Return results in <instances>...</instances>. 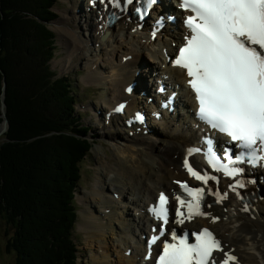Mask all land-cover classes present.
<instances>
[{
  "label": "bare ground",
  "instance_id": "6f19581e",
  "mask_svg": "<svg viewBox=\"0 0 264 264\" xmlns=\"http://www.w3.org/2000/svg\"><path fill=\"white\" fill-rule=\"evenodd\" d=\"M99 3L101 2L98 0L94 1L97 8ZM113 5L111 0H107L101 3L98 9L108 14V11L116 9ZM122 6L123 3L120 7L122 8ZM84 7L85 11L82 12L81 9ZM88 7H92V4L84 5L83 0H74L73 5L65 6V11L60 19L62 24H57L56 29L73 56V60L69 64L80 63L81 65H78L81 66L80 68L85 67V79L87 80H84L85 83L91 87L94 85L96 88L92 95L94 105H90V107H95L93 113L95 119L92 123L99 132V136L103 135L108 139V143L113 146L115 163H108L107 161L106 163H95V172L98 176L90 178L94 179L91 189L94 188L96 179L102 177L107 180L103 186L97 187L98 191H94V194L100 195L102 193L103 200L97 202L98 210H91V215L99 219L101 225L109 226L110 233L104 245L101 247L91 246L93 251L98 253L96 258L100 263L108 261L112 262L110 264H152L154 255H151L149 247L146 248V240L144 242L142 239L145 233L149 235L152 232V227L158 224L160 220H157L149 209L155 204L160 193H166V195L173 197L174 192L179 190L178 184L173 183L174 179L189 178L182 165L185 159L195 164L194 160L197 161L198 158L189 155V148L203 134L193 124L190 110L186 109L184 100L181 99L183 94L186 96L183 87L181 86L180 89V99L175 104L176 112L168 116L162 110L157 109L153 99H157L158 96L153 94L150 84L147 82L150 74L149 68L147 66L140 67L141 63H150L148 60L139 57L144 52L151 54L147 57L154 62L162 63L161 49L163 47L171 49V42L177 40V34L172 33V37L169 38L171 40L158 38L155 42H149L143 39L144 32H133V26L125 21L124 14L120 12L122 11L121 8L116 10L117 16L113 17L114 20L118 21L110 26L106 21L107 16L100 15L98 12L95 13L93 9L88 10ZM80 13H86L82 26L80 25ZM106 30L108 36L101 39V33ZM131 55L132 59L128 58L129 60L125 62V59ZM54 58L56 59V57ZM133 58L137 59L134 60ZM66 63L68 62L65 60L64 66L68 65ZM114 63L120 66V71L113 66ZM132 64L141 73L139 83L142 86V91L148 90L150 94L145 97L141 95L142 91L136 94L137 100L143 97L141 99L143 100L141 102L143 107L138 110V114L140 115L142 110L145 111L143 115L145 120L142 118L139 120L146 127L141 124L130 123L134 125V134L129 136L128 129H116L121 118H115L114 115L110 118L111 122L108 123L104 114L113 113L114 106L118 105L116 102L123 98L120 85L123 82V77L127 78V69ZM132 73L136 79L135 73ZM101 85L104 91L98 97ZM158 93L166 100L168 95ZM97 97L101 103V109L98 108ZM77 110L79 113L80 110H83L85 114L88 112L83 106L78 109V105ZM163 110L168 112V107L163 108ZM72 119L77 121L76 129L82 131L87 129L82 133V136L91 143L86 136L92 127L81 126L78 121L80 117H73ZM7 123L5 121L0 125V136L7 131ZM74 134L80 133L76 131ZM91 137L97 136L91 135ZM91 149L92 143L85 154V158ZM108 164L112 169H109ZM171 165L173 166L170 167ZM81 174H84V171L79 169V177ZM81 181L80 178L79 188L82 185ZM255 186L259 187V190L257 187H252L253 195L248 190V194L252 197L249 200V205H245L240 199V190L230 191L226 196L218 187L213 185L212 193L214 194H211L207 205V220L203 222L202 219H198L187 222L192 227L203 224L213 227L223 239L225 250L238 255V261L234 264H264V184L257 182ZM79 188L76 189L75 200L78 191L80 192ZM218 196H226V198L218 202ZM76 204V222L77 219L82 220V216H84L81 222L78 221V225L82 224V228L88 232L98 229L99 223L89 229L87 223L89 216L85 210L84 212L78 210L77 200ZM76 222L74 231H77ZM119 229L120 231H118ZM75 241L78 245L79 236ZM75 250L79 251L80 248L75 247ZM84 256L87 258L86 255ZM93 260L95 258L91 257L89 264H94ZM129 261L130 263H127Z\"/></svg>",
  "mask_w": 264,
  "mask_h": 264
},
{
  "label": "trees",
  "instance_id": "16d2710c",
  "mask_svg": "<svg viewBox=\"0 0 264 264\" xmlns=\"http://www.w3.org/2000/svg\"><path fill=\"white\" fill-rule=\"evenodd\" d=\"M55 2L0 0V240L11 264L79 263L75 194L91 143L72 119L83 116L71 76L51 68Z\"/></svg>",
  "mask_w": 264,
  "mask_h": 264
},
{
  "label": "snow or ice",
  "instance_id": "6c2138e0",
  "mask_svg": "<svg viewBox=\"0 0 264 264\" xmlns=\"http://www.w3.org/2000/svg\"><path fill=\"white\" fill-rule=\"evenodd\" d=\"M155 2L146 0L148 6ZM180 7L192 13L185 20L191 35L180 47L174 66L186 70L187 84L198 105L197 117L211 129L230 137L239 149L235 157L231 148L225 149L226 164L211 153L208 162L233 178L244 169L232 165L264 167V0H181ZM195 151L200 150H189V155ZM184 167L205 186L216 179L207 172L194 170L187 159ZM177 183L190 199L176 197L179 204L176 222L183 224L194 215H204L201 204L205 188L193 189L187 182ZM244 186L241 181L231 185L233 190ZM208 191L214 194L211 189ZM225 198L218 196V202ZM167 203L168 198L161 193L158 206L149 209L162 221L161 235L168 224ZM185 208L186 213L182 211ZM157 239L153 238L150 244ZM171 239L175 242H164L156 264H209L213 252L220 250L219 242L207 229L196 234L194 244L178 239L175 230ZM233 259L229 256L224 264Z\"/></svg>",
  "mask_w": 264,
  "mask_h": 264
},
{
  "label": "rangeland",
  "instance_id": "374dc122",
  "mask_svg": "<svg viewBox=\"0 0 264 264\" xmlns=\"http://www.w3.org/2000/svg\"><path fill=\"white\" fill-rule=\"evenodd\" d=\"M83 3H84V5L88 4V2L86 0H83ZM73 4H74V0H57L54 9L56 10L57 8H60L59 16L56 19H54L53 21L48 22L47 24H48L49 28L55 32V44L57 46L56 51L58 50L59 52L62 53V58L58 57V58H56V59L54 58L52 60L51 68L54 71H56L59 75H63L65 73H69L72 75L73 79L76 81L75 86H76V92L78 93V98L79 99L83 98V100H80V101H82V102L84 101L83 103L77 102L78 109L80 108V106H83V108L88 110V112L86 114L83 110H80L81 111L80 113H82V114H80L78 110H76V113L78 112L81 116H84L83 119L81 120V122L83 123V126H91L92 127L89 134H87V136H86V138H88L92 143V149H91V151H89L88 156L86 158L84 157V159H82L84 161V162L82 161V165L85 166V170H84V174H81L82 185H80V188H79L80 192L78 191V193L76 195V200H77V203L79 205L78 210L81 212H84V210H85V213L89 216L87 219L88 227H89V229H91L94 226H96V223L100 222L99 219H97L91 215L92 214L91 210L97 211L98 210V203L97 202L103 200L102 193L100 195L94 194V191H98L97 187L103 186L107 181L106 179L100 177L99 179H96L94 181V188L91 189L94 179H90V178H96L98 176L97 173L95 172L94 166H96V164L98 162H105L106 163V161H107L108 163L109 162L115 163V160L113 159V146L111 145V143H108L109 142L108 139L103 137V135H101V137L99 136V132L96 130V127L92 123V117H93L92 109H95V108L94 107L91 108L90 105H94V103L92 102V95L94 94L93 91L96 88L94 85L91 87L85 83V81H87L85 79V67L80 68L81 66H78L80 63H75L74 65L69 64L73 60V56L70 54L68 47H67V44H64V41H63L61 35L59 34V32L56 29L57 24H62L60 19L62 18V13L65 11L64 7L68 6V5H73ZM81 11L82 12L85 11V7L82 8ZM36 13H38V11ZM80 14H81L80 25L82 26L86 13H80ZM58 55H59V53L57 54V56ZM65 60L68 62V63H66V64H68L67 66H64ZM79 85H81V88ZM4 89H5V86H4ZM103 91H104V88L101 85V90L99 91L98 97L101 95V93ZM76 96H77V94H76ZM98 97H97V103L99 104L98 108L101 109L100 108L101 103H100ZM3 102H4V100H3ZM77 105H76V107H77ZM3 110H5V109L3 108ZM3 118H4V116H3ZM4 122H5V120L1 123V125ZM7 125H8V123H7ZM91 135H96L97 137L92 138ZM172 166L173 165H171L170 167H172ZM108 167H109V164H108ZM109 169H112V168L109 167ZM101 172H104V171H101ZM87 207H88V211H87ZM90 216H92V217H90ZM83 217L84 216H82V220H83ZM79 220H80V222L82 221L81 219H77V222H76L77 231L76 230L74 231L75 239H77V237L79 236L78 248H80V250L82 249L81 251L80 250L78 251V253L80 255V256H78L79 257L78 258V262H79L78 264H89V259L91 257L95 258V260L92 261L94 264H110V263H112V262H108V261L103 262L102 260H101L102 263H100V261H98V258H96L98 253L94 252L93 247H92V246L101 247V245H104V243L107 240L109 233H110L109 226L101 225L102 223H99L98 229H93V230L88 232L82 228L83 227L82 224L78 225ZM92 221H94L95 223ZM118 231H120V229ZM134 232H135V230H134ZM76 235H78V236H76ZM79 244L81 245L80 247H79ZM4 246H5L4 241L0 240V259H2L3 264H11L12 261L5 254ZM84 255H86L87 258H85ZM127 263H130V261ZM0 264H2L1 260H0Z\"/></svg>",
  "mask_w": 264,
  "mask_h": 264
},
{
  "label": "water",
  "instance_id": "95a60500",
  "mask_svg": "<svg viewBox=\"0 0 264 264\" xmlns=\"http://www.w3.org/2000/svg\"><path fill=\"white\" fill-rule=\"evenodd\" d=\"M4 86H5V85H4ZM4 107H5V104H4V102H3V108H4ZM3 116H4V120L8 122V118H7L6 114H5V110H4V115H3Z\"/></svg>",
  "mask_w": 264,
  "mask_h": 264
}]
</instances>
